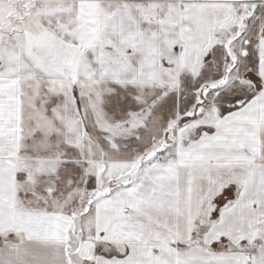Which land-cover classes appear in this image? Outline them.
<instances>
[{
    "label": "snow or ice",
    "instance_id": "snow-or-ice-1",
    "mask_svg": "<svg viewBox=\"0 0 264 264\" xmlns=\"http://www.w3.org/2000/svg\"><path fill=\"white\" fill-rule=\"evenodd\" d=\"M0 264H264V0H0Z\"/></svg>",
    "mask_w": 264,
    "mask_h": 264
}]
</instances>
